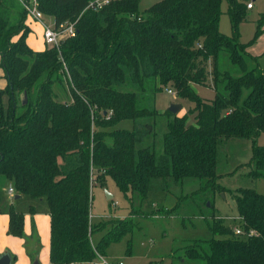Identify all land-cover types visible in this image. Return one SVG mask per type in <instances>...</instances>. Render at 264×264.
<instances>
[{
	"label": "trees",
	"instance_id": "obj_1",
	"mask_svg": "<svg viewBox=\"0 0 264 264\" xmlns=\"http://www.w3.org/2000/svg\"><path fill=\"white\" fill-rule=\"evenodd\" d=\"M90 1L37 0L57 24L77 20L76 35L60 50L37 51L27 42L31 29L21 2L0 0V68L7 82L0 89V179L18 195L48 202L52 264L106 256L113 243L132 234L133 217L143 215L133 209L135 199L148 197L154 179L167 187L199 178L202 188L222 191L219 142L264 132V71L248 53L250 43L238 36L254 0H226L231 35L220 30L223 0H160L145 11L141 0H110L96 10L87 9ZM263 24L264 12L254 39ZM222 52L240 67V76L219 69ZM251 58L256 66L250 68ZM63 82L65 97L54 89ZM150 84L152 93L173 86L193 106L182 116L160 112L145 95ZM196 84L214 87L215 97L202 98ZM24 92L28 100L19 104ZM157 117L165 128L161 154L154 149ZM123 120H132L133 128H117ZM251 164L250 176L264 178V146L255 145ZM109 181L131 209L125 217L96 220L92 189L107 188ZM2 196L0 191V212ZM235 201L244 234L213 217L207 224L212 237L184 247L186 258L264 264V194L239 188ZM9 216V233L22 236L24 214L11 206ZM35 244L36 251L28 249L32 259L38 238Z\"/></svg>",
	"mask_w": 264,
	"mask_h": 264
},
{
	"label": "rangeland",
	"instance_id": "obj_2",
	"mask_svg": "<svg viewBox=\"0 0 264 264\" xmlns=\"http://www.w3.org/2000/svg\"><path fill=\"white\" fill-rule=\"evenodd\" d=\"M158 1L160 0H141L140 10L145 11ZM252 3L254 8L248 9L247 18L240 24L238 36L241 42L250 43L247 47L248 53L258 57L264 53V32L254 38L261 13L264 12V0H254ZM222 10L220 30L231 35L233 31L226 0H223ZM45 19L48 23H53L52 16H45ZM262 28L264 29V24ZM248 62L250 68L256 66L252 58ZM219 69L222 72L229 71L234 76L242 74L240 67L230 60L226 52L220 55ZM5 80L1 75L0 89H5ZM194 88L207 100H212L216 95L215 88L210 85L196 84ZM54 89L62 97H65L68 91L65 82L54 84ZM169 89L172 92H169ZM151 90L150 84L145 95L158 110H166L171 104L180 103L183 107L178 114L182 116L193 106V103L179 98L171 85L163 86L158 92H153L154 94ZM19 101V104L23 103L21 97ZM18 110H21V106ZM145 121H148V118ZM133 125L132 120H123L117 128L132 129ZM164 131V122L162 118L157 117L156 131L153 134L157 154H161L163 150ZM255 145L264 146V132L256 139L231 137L219 142L217 183L222 187V191L202 188L204 180L199 178L189 177L179 184L170 182L167 187L162 185L161 179H154L148 197L145 200H141L140 196L135 199L133 209L143 215L133 217L135 225L132 234L113 243L106 257L113 262L122 261L124 264H205L203 260L186 258L184 247L193 241L212 237L207 224L213 217L223 218L226 225H240L235 201V192L239 188H254L264 194V178L253 179L250 176ZM105 189L115 194L111 203L106 198ZM92 195V213L98 216L96 220L102 218L108 221L129 214L130 204L112 182L108 183L107 188L94 186ZM166 210L171 211L165 212ZM129 240L130 252L127 251Z\"/></svg>",
	"mask_w": 264,
	"mask_h": 264
},
{
	"label": "crops",
	"instance_id": "obj_3",
	"mask_svg": "<svg viewBox=\"0 0 264 264\" xmlns=\"http://www.w3.org/2000/svg\"><path fill=\"white\" fill-rule=\"evenodd\" d=\"M253 8L254 5L250 9ZM45 16L47 17L48 15ZM27 20L31 29L27 39L29 46L37 51L46 49L47 44L43 37L42 26L36 21ZM54 21L55 19L53 18ZM255 58V61L258 62L260 68L264 71V53ZM1 75L4 78V72L0 68ZM159 111L164 112L165 110L160 108ZM12 186L13 184L6 178L0 179V191L3 193L1 201L2 212H0V255L8 251L13 257L12 264H34L36 259L39 264H52L50 261L51 216L48 202L45 199L33 198L29 195H21L20 198L16 199L17 193L14 196L9 193V189ZM11 206L24 214V233L22 236H14L9 233V210ZM37 238L40 240V249L37 256L32 259L28 249L32 252L36 251L37 244H35V239Z\"/></svg>",
	"mask_w": 264,
	"mask_h": 264
},
{
	"label": "built area",
	"instance_id": "obj_4",
	"mask_svg": "<svg viewBox=\"0 0 264 264\" xmlns=\"http://www.w3.org/2000/svg\"><path fill=\"white\" fill-rule=\"evenodd\" d=\"M21 4L23 5L24 9L27 13V18L38 22L42 28H43V37L45 40V43L49 47H55L58 50H60V45L63 40L74 37L77 33L76 29V21H66L60 24H57L56 21H54L52 24L48 23L45 19V14L39 9L37 0H19ZM110 0H91L88 3L87 9H99L103 7L105 4H107ZM253 3L248 4V8H252ZM169 92H172V90L169 89ZM9 193L14 196L16 194V190L14 186L10 187ZM93 217H98L94 214ZM239 218V217H238ZM240 225L235 227V233L236 234H244L241 224L242 219L239 218ZM248 235H255L256 232L254 230H250L247 232ZM87 264H124L122 261L119 262H113L109 260L106 256L98 255V261L95 263H87Z\"/></svg>",
	"mask_w": 264,
	"mask_h": 264
},
{
	"label": "water",
	"instance_id": "obj_5",
	"mask_svg": "<svg viewBox=\"0 0 264 264\" xmlns=\"http://www.w3.org/2000/svg\"><path fill=\"white\" fill-rule=\"evenodd\" d=\"M20 97L22 98L23 103L27 102V100H28V94L26 92H24L23 94H21ZM182 107L183 106L180 103H173L169 107V110L172 113H174V114H178V112L182 109ZM105 194H106V198H107L108 201L114 199V194H112L111 192H109L107 189H105ZM20 196L21 195H16L15 198L18 199V198H20ZM12 262H13V257H12V255L8 251H5L4 253H2L0 255V264H12ZM34 264H39L37 259L34 261Z\"/></svg>",
	"mask_w": 264,
	"mask_h": 264
}]
</instances>
